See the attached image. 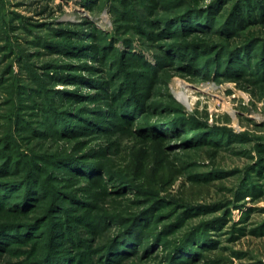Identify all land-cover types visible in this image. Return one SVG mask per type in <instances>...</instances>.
<instances>
[{"label": "rangeland", "instance_id": "1", "mask_svg": "<svg viewBox=\"0 0 264 264\" xmlns=\"http://www.w3.org/2000/svg\"><path fill=\"white\" fill-rule=\"evenodd\" d=\"M248 3L0 0V264H264Z\"/></svg>", "mask_w": 264, "mask_h": 264}, {"label": "trees", "instance_id": "2", "mask_svg": "<svg viewBox=\"0 0 264 264\" xmlns=\"http://www.w3.org/2000/svg\"><path fill=\"white\" fill-rule=\"evenodd\" d=\"M248 4H247V6L248 5H256L257 3H258V0H248ZM201 16H203V14L201 13V14H199V13H195V15H188V16H186L184 19H183V23H182V25H184V26H187V25H192V24H195V22H197L196 20H198L199 18H201ZM204 17L206 18V19H204L203 21H201L202 22V24H204V22H205V20H207V16H206V14H204ZM203 19V18H202ZM244 16H243V13H240L239 11L238 12H236L235 13V15L233 16V24H232V26L233 27H237V29L238 28H243L244 27V24H245V22H244ZM199 21V20H198ZM194 22V23H193ZM200 24V23H199ZM65 40H67L70 44H72V45H75V44H77L76 42H71V39L68 37V38H65ZM248 44H252V42L251 43H248ZM239 55H240V52H237V54H230L229 56H228V58L230 59V65H232L234 68H236V69H238V70H240V69H243L244 68V64H243V62H242V59L239 57ZM228 59V60H229ZM247 62H248V65H250L251 64V59L250 58H248V60H247ZM246 68H247V66H246ZM26 177H28V182H23V185H25L26 184V190H28V187H33V184H32V178H33V176H32V174L31 173H29V176H26ZM10 188L11 187H5L4 189H1V187H0V201L2 200V198L4 197L3 196V193L4 192H6V193H8L9 192V190H10ZM6 195V194H5ZM7 226V225H6ZM2 226L0 225V228H1ZM16 227H13V228H10V227H8L7 226V228H3V230H4V232H3V234L0 236V238L2 239L3 238V236H6L5 234H12V232L13 233H27V230L26 229H22L21 227H18V229H15ZM0 239V240H1Z\"/></svg>", "mask_w": 264, "mask_h": 264}, {"label": "bare ground", "instance_id": "3", "mask_svg": "<svg viewBox=\"0 0 264 264\" xmlns=\"http://www.w3.org/2000/svg\"><path fill=\"white\" fill-rule=\"evenodd\" d=\"M176 93L181 100L188 102L185 90H178Z\"/></svg>", "mask_w": 264, "mask_h": 264}]
</instances>
